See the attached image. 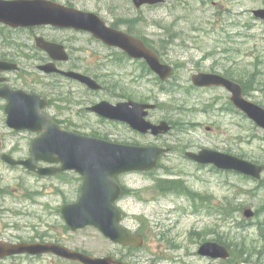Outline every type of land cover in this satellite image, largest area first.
Here are the masks:
<instances>
[{
	"label": "rangeland",
	"instance_id": "1",
	"mask_svg": "<svg viewBox=\"0 0 264 264\" xmlns=\"http://www.w3.org/2000/svg\"><path fill=\"white\" fill-rule=\"evenodd\" d=\"M66 1L96 12L108 24L146 37L174 69L172 76L162 81L142 67L136 71L133 63L119 62V67L109 64L114 81L109 78L107 82L115 90L119 70V92H132L136 99H153L158 108L151 119L170 122L169 133L137 134L120 124L101 123L95 116L88 117L86 127H67L120 142L167 145L172 152L162 156L152 170L119 176L133 193L119 201L126 213L123 225L145 238L140 247H126L94 226L76 231L66 226L60 209L64 203L79 199V174L69 171L40 176L2 160L3 153L28 158L36 134L14 133L0 109V238L12 240L48 232L49 236H65L71 248L98 257L123 258L130 264H264V173L258 180L212 165L198 166L185 155L189 150L212 148L264 164V131L233 106L229 92L192 84V75L200 71L229 73L245 84L247 99L264 107V20L253 14V10L264 8V0H167L141 8L132 0ZM77 38L76 43H84L86 36ZM26 52L28 56L21 61L25 76L22 80L14 75L15 83L46 96H51L50 87L57 83H62L61 97L70 98L68 92L75 90L82 92L77 84L38 70L41 52ZM48 110L73 123L68 104ZM170 181L178 182L175 192L163 187ZM245 207L252 208L255 216L244 217ZM205 241L226 245L231 257L212 260L200 255L199 246ZM13 262L81 264L54 257H18Z\"/></svg>",
	"mask_w": 264,
	"mask_h": 264
},
{
	"label": "water",
	"instance_id": "2",
	"mask_svg": "<svg viewBox=\"0 0 264 264\" xmlns=\"http://www.w3.org/2000/svg\"><path fill=\"white\" fill-rule=\"evenodd\" d=\"M136 7L155 4L165 0H132ZM256 18L264 19V8L253 10ZM0 23L13 27L52 24L57 27H73L92 32L97 38L109 45L117 46L130 57L145 59L151 69L166 80L173 68L161 61L158 53L145 42L123 30L109 27L98 14L68 7L51 0H0ZM38 46L49 53L54 60H66L68 54L57 43L37 39ZM15 68L0 61V73ZM46 73L61 71L54 62L39 66ZM62 72V71H61ZM77 78L93 89L99 84L89 76L78 72H63ZM2 79L0 78V81ZM192 82L199 87L221 86L231 93V101L237 109L246 114L259 127L264 129V107L247 99L242 85L220 73L200 71L192 75ZM0 97L7 99V124L15 130H31L39 135L33 140L31 156L27 159H15L3 154L2 159L12 166L22 165L40 175H54L63 171H76L83 177L81 195L76 202L65 203L61 213L72 230L92 225L116 243L126 246H142L144 236L133 233L121 224L123 211L115 204L122 193V187L115 176L129 171H147L158 165V159L165 148L118 143L107 139L88 136L65 129L50 116L43 113L46 100L36 93L24 89L0 88ZM133 104V107L130 105ZM156 104H142L135 101L112 105L100 103L93 110L99 114L127 122L133 129L142 133L151 130L154 134L166 133L171 129L167 121L159 124L147 120L146 109ZM209 129V128H208ZM186 155L201 164H213L219 169L237 172L261 178L264 166L250 160L211 148L199 152H186ZM38 161L51 165L40 166ZM59 163V166L54 164ZM246 218H252L254 211L247 207L243 211ZM52 252L61 257L79 261L83 264H125L112 256L98 257L89 253L71 249L55 243H2L0 258L17 253L42 254ZM199 254L215 259H228L231 253L228 247L217 241H205L198 250Z\"/></svg>",
	"mask_w": 264,
	"mask_h": 264
},
{
	"label": "flooded vegetation",
	"instance_id": "3",
	"mask_svg": "<svg viewBox=\"0 0 264 264\" xmlns=\"http://www.w3.org/2000/svg\"><path fill=\"white\" fill-rule=\"evenodd\" d=\"M51 1L63 4V5L68 6V7H74L77 9H81V8H78L75 5H73L71 2H68L66 0H51ZM166 1L167 0H165L163 2H159V3H155V4H144L142 6H149V7L158 6L160 4L165 3ZM141 7H137V8H141ZM81 10H83V9H81ZM85 11H88V10H85ZM91 12H93V11H91ZM94 13H96V12H94ZM99 17L101 19H103L100 15H99ZM106 24L111 28H114L117 30H119V29L123 30L117 25H114V24L111 25V24H108L107 22H106ZM0 27L2 29V32H0V33H2V36H0V38L2 40L0 42V61L7 62L10 65H13L15 67L13 69H6V70L1 71L0 78L2 80L0 81V88L7 87L9 89H24L30 93H36V94L40 95L41 98L45 99L46 103H47V106L43 109V113L46 114L47 116H50L55 122H57L61 126L67 128L69 130L75 131L77 133L101 137V138L109 139L111 141H116L118 143H120L119 139L113 140V139H110L107 137H102V136L97 135V134L85 133V132L79 131L77 129L69 128L67 126H72L75 128H78L81 126L86 127L88 117L89 116L90 117L95 116L96 119L99 120L101 123H104V124L116 123L118 125L120 124V125H123V126L130 128L132 131L136 132L137 134H144V135L151 134L153 136H161V135H165V134L169 133L172 130V124L169 122V124H171V129L166 133L154 134L151 132V130L148 131L147 133H142L138 130L133 129L127 122L107 118V117L99 114L97 111L92 109V107H94L100 103H103V102H108L112 105H119V103L129 102V101H135L137 103H142V104H156L155 108L146 109L148 111L146 118H147V120H149L153 123H160L161 121H164V120H161L159 122H154L151 119L152 112L158 108V104L156 102H154V100L151 99L150 97H148V98L141 97L142 99L141 98L136 99V98L131 97L132 92H129V91H126V92L120 91L119 92V70H118V75H115V77L117 78V85L115 87L116 89L115 90L110 89L108 86V83H107V82H110L109 78H111V83L114 81L111 77L114 75L111 74V70H109V64L110 65L116 64V66L119 67V62L120 63L129 62V63H133V65H135L136 71H138L140 69L139 67H142V69L144 70L145 73H148V72L154 73L153 70L150 68L149 64L147 63V61H145L144 59H136V58L130 57L128 55V53L126 51H124L123 49H121L117 46H112V45L107 44L103 40L97 38L92 32L87 31V30H78V29H75L73 27H57V26L52 25V24H38V25H31V26H26V27H23V26L13 27V26H10L8 24L0 23ZM123 31H125V32L129 33L130 35H133L137 38L142 39L149 48L157 51L149 43V40L146 37L139 36L130 30H123ZM79 35L81 37L86 36L84 43H76V41L78 40L77 37ZM38 38H43L45 41H49L52 43H57L59 45H62L64 47L66 53L68 54V59H66V60H54L49 55L48 52H46L45 50H43L41 47L38 46V43H37ZM28 50H38L39 52H41V55L39 57L40 63L37 65L38 70H40L43 73H46L43 70H41L39 68V66L50 63V62H54L56 64V67L58 69H60L62 72L56 71L53 73H46V74H53L55 76V78H57L58 80L60 78H62V81H69L71 83L77 84L78 86L81 87L82 92H80L79 90H75L72 92H68V93H71L70 98H68L67 96L61 97L60 96L61 90L59 88V85L62 83H60V84L57 83V85H52L50 87L51 96H49V95L46 96L44 93H39V92H36L34 90H29L27 88H24V86H21V85L15 83L14 75H16L17 77H19L22 80H23V76H25L24 75V68L21 64V61L28 56V54L26 52ZM157 53L159 54L158 51H157ZM44 54L46 55V57L43 58L42 55H44ZM161 60H162V62H164L162 57H161ZM63 72H78V73L84 74L86 76H89L92 79H94L99 84L100 87L97 89H93L89 85H87L86 83H83L81 80L74 78V77H71V76H68ZM211 72H214V71H211ZM138 75H140V74H138ZM223 75H225V74H223ZM58 80H57V82H58ZM196 87L197 88H203V89L223 88V87H219V86H216V87H214V86L213 87H198V86H196ZM56 97H58V98H56ZM63 99H65V102L63 101ZM61 103H63L64 105L68 104V109L70 110V112H72L73 117H74V118H72L73 123L72 122L69 123L65 120H62L61 118L59 119L56 115H54V113L52 114L48 110L50 107H52V106L57 107V105L61 104ZM6 104H7V99L0 97V109L4 112H5ZM130 107H133V104H131ZM77 119H79L81 121V123H78L76 121ZM78 125H81V126H78ZM12 131L14 133L15 132H24V131H16L13 129H12ZM25 132L28 133V131H25ZM31 133L34 134L33 132H31ZM117 136H119V135H117ZM33 138H32V140H33ZM121 143L140 145V144H133V143H129V142H121ZM144 146H151V145H144ZM153 146H158V145H153ZM158 147L166 149V151L164 153H162L158 159V165H159L160 158L162 156L172 152V147L167 146V145H165V146L162 145V146H158ZM201 149H203V148H201ZM200 150H198V151L189 150V151L199 152ZM186 152H188V151H186ZM185 155H186V153H185ZM232 155H234V154H232ZM236 156H238V155H236ZM238 157H240V156H238ZM188 158L192 162L198 164V166L210 165V164H201V163L196 162L195 160H193L190 157H188ZM241 158H243V157H241ZM256 163H258V162H256ZM39 164H41V163H39ZM258 164H262L264 166L263 163H258ZM212 166H214V168L218 169L215 165H212ZM128 173H131V172L121 173V174L116 176L117 182L122 187V193L117 200L118 207H120V205H119L120 200L125 198L127 195L133 194L131 192V190L126 186V184L123 181H121V179L119 178L120 175H124V174H128ZM263 173H264V170L262 172V175H263ZM245 208H247V207H245ZM244 209H243V211H244ZM125 215H126V213H125ZM254 216H255V211H254ZM47 234L46 233L40 234V235L38 234L37 236L32 235L34 237H31V236L19 237V238L12 239V240L1 237L0 241L2 243H16V244H18V243H55V244H60V245L70 247L66 243L65 236L64 237H59L56 235L55 236H52V235L49 236L48 232H47ZM203 243H201V245ZM200 246H199V248H200ZM74 249H77V248H74ZM228 249H229V247H228ZM77 250H81V249H77ZM229 251H230V249H229ZM85 252H87V251H85ZM18 257H24L27 259L28 258H34L35 259V258H43V257H54L57 259H62V260L70 261V262H78V261H73V260L61 257L57 254L52 253V252L36 254V255L30 254V253H17V254H13V255H5L4 257L0 258V262L2 264H16L15 262H13V260L18 259ZM114 258H116V257H114ZM206 258L212 259V260H218V259H214L211 257H206ZM116 259L119 260L120 262L125 263V264H130V263L126 262L125 260H123V258H120V259L116 258Z\"/></svg>",
	"mask_w": 264,
	"mask_h": 264
},
{
	"label": "trees",
	"instance_id": "4",
	"mask_svg": "<svg viewBox=\"0 0 264 264\" xmlns=\"http://www.w3.org/2000/svg\"><path fill=\"white\" fill-rule=\"evenodd\" d=\"M225 75L230 77V78H232V79H234V80H237L238 82H240L242 84L243 88L246 89L245 88V84H243L241 80L236 79L235 77H231V75L229 73L228 74L226 73ZM168 183H169L168 186H166V185H164L165 184V182H164L163 183V185H164L163 187H167V189H169V190L170 189L174 190L175 188L176 189L178 188V184H177L178 182L177 181H172V182L170 181ZM178 191H181V190H178Z\"/></svg>",
	"mask_w": 264,
	"mask_h": 264
},
{
	"label": "bare ground",
	"instance_id": "5",
	"mask_svg": "<svg viewBox=\"0 0 264 264\" xmlns=\"http://www.w3.org/2000/svg\"><path fill=\"white\" fill-rule=\"evenodd\" d=\"M183 183V182H182ZM176 189V188H175ZM179 190V189H178ZM181 190V189H180ZM174 192H175V190H174ZM179 193V192H178ZM181 195H182V193H181ZM198 203V202H197ZM197 205V204H196ZM236 244V243H235ZM237 244H238V242H237ZM239 246V245H238Z\"/></svg>",
	"mask_w": 264,
	"mask_h": 264
}]
</instances>
